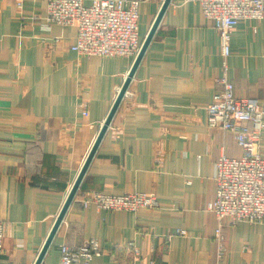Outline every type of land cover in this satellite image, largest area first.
Masks as SVG:
<instances>
[{
    "label": "crops",
    "instance_id": "1",
    "mask_svg": "<svg viewBox=\"0 0 264 264\" xmlns=\"http://www.w3.org/2000/svg\"><path fill=\"white\" fill-rule=\"evenodd\" d=\"M17 1L0 0V264L36 261L133 63L78 54L70 49L75 27L47 26V0ZM163 1H142L141 36ZM230 48L226 74L235 94L264 104V17L240 19ZM222 62L219 34L199 3L170 0L44 263L56 262L63 244L95 238L102 253L92 264H215L214 162L242 153L231 131L206 123ZM258 147L264 157V132ZM131 190L154 195L157 206H81L91 191ZM223 222V264H264V224Z\"/></svg>",
    "mask_w": 264,
    "mask_h": 264
},
{
    "label": "built area",
    "instance_id": "2",
    "mask_svg": "<svg viewBox=\"0 0 264 264\" xmlns=\"http://www.w3.org/2000/svg\"><path fill=\"white\" fill-rule=\"evenodd\" d=\"M197 1L202 14L211 20L219 34L223 57V75L215 80L221 87L213 93V101L207 106L206 122L209 127L231 131L236 144L242 149L240 157L223 154L214 162L215 197L208 207L217 220L213 236L215 264H223L227 251L224 219L227 218L231 224L240 221L264 224V157L258 147L264 132V106L257 98H237L234 83L226 74V58L231 52L230 41L238 20H261L264 17V0ZM140 3L142 0H47L46 13L53 12L55 20L46 16L45 19L48 27L57 24L76 28L70 49L80 55L131 57L133 61L142 43L138 31ZM21 5L19 0L18 6ZM102 6L105 10H101ZM61 16L73 19L68 22ZM85 21L94 24V27L91 30L90 26L84 27ZM100 22L105 26L116 25L118 29L98 30ZM79 106L82 114L88 115L87 103H80ZM91 205L97 211L137 212L141 208H154L157 202L153 195L137 190L122 195L91 191L83 197L81 206L86 208ZM176 232L183 233L182 229ZM4 233L5 222L0 218V253L4 250ZM133 243L130 241L126 245L137 256L140 251ZM101 253L99 242L91 238L76 247L61 245L56 262L41 264H92L93 257Z\"/></svg>",
    "mask_w": 264,
    "mask_h": 264
},
{
    "label": "water",
    "instance_id": "3",
    "mask_svg": "<svg viewBox=\"0 0 264 264\" xmlns=\"http://www.w3.org/2000/svg\"><path fill=\"white\" fill-rule=\"evenodd\" d=\"M169 2H170V0H164L163 1L150 30L146 33L144 40H143V43H142V46H141L140 50L138 51L136 57L133 60V63H132V66L128 72V75H127L126 79L124 80V82H123V84H122V86H121V88L117 94V97H116V99H115V101H114V103L110 109L108 116L106 117V119H105V121L101 127L100 132L98 133L93 145L91 146V148H90V150H89V152L85 158V161H84V163H83V165H82V167H81V169H80V171H79V173H78V175H77V177H76V179H75V181H74V183H73V185H72V187L68 193V196H67L62 208L60 209V211L56 217L54 225H53V227L49 233V236L47 237V239H46L36 261L34 262V264H41V262L43 261V257H44V255H45V253H46V251H47V249H48V247L52 241V238H53L62 218L64 217L67 209L69 208L73 198L76 195L78 187H79L81 180L84 176V173H85L90 161L92 160L94 153H95L102 137L104 136V134H105V132H106L113 116H114L115 111L117 110L122 98L124 97V95L126 93V90L129 87V84H130V82L134 76V73H135V71H136V69H137V67H138V65H139V63H140V61L144 55V52H145L148 44L150 43L152 37L155 34V31H156V29H157V27L161 21V18L163 16Z\"/></svg>",
    "mask_w": 264,
    "mask_h": 264
},
{
    "label": "rangeland",
    "instance_id": "4",
    "mask_svg": "<svg viewBox=\"0 0 264 264\" xmlns=\"http://www.w3.org/2000/svg\"><path fill=\"white\" fill-rule=\"evenodd\" d=\"M19 1V0H18ZM18 1H17V6H18ZM143 1V0H142ZM189 1V0H188ZM195 1H197V0H195ZM198 2V1H197ZM199 3V2H198ZM140 5H141V3H140ZM200 5V4H199ZM19 7V6H18ZM200 9H201V7H200ZM101 10H105V7L104 6H102L101 7ZM159 11V10H158ZM158 13V12H157ZM157 13H156V15H157ZM60 14V13H59ZM156 15H155V17L153 18V20H152V22H151V24H150V26H149V28H148V31L150 30V28H151V26H152V24H153V22H154V20H155V18H156ZM45 16L47 17V18H49V19H54L55 20V16H54V14H53V12H51V14H49V12L48 13H46L45 14ZM62 18H64L63 16H61ZM139 17H140V7H139ZM205 17V16H204ZM206 18V17H205ZM45 19V18H44ZM64 19H66L68 22H71L72 21V19L73 18H70V17H65ZM208 19V18H207ZM250 19H252V18H250ZM46 20V19H45ZM62 20V19H61ZM61 20H59V21H61ZM210 20V19H209ZM252 20H254V19H252ZM211 21V20H210ZM239 21V20H238ZM238 23V22H237ZM213 25V24H212ZM83 26L84 27H89L90 26V30L94 27V24H92V23H89V22H84L83 23ZM236 26H237V24H236ZM236 26H235V28H236ZM214 27V26H213ZM215 28V27H214ZM235 28H234V30H235ZM76 29V28H75ZM118 29V27L116 26V25H110V26H105L104 25V23L103 22H100V25H99V28H98V30H117ZM234 30H233V32H234ZM138 31H139V19H138ZM147 31V32H148ZM140 33V32H139ZM146 35V34H145ZM145 35L144 36H142V38H141V40H142V43H143V40H144V37H145ZM142 43H141V45H140V48H141V46H142ZM219 45H220V37H219ZM71 46V45H70ZM140 50V49H139ZM86 52H88L87 51V49L85 50ZM220 52H221V47H220ZM89 56H93V55H89ZM221 56H222V54H221ZM229 56V55H228ZM136 57V56H135ZM126 58H131V57H126ZM222 64H223V62H222ZM128 75V74H127ZM127 77V76H126ZM218 78V77H217ZM217 78H215L214 80H216ZM126 79V78H125ZM214 83H216L217 84V88L215 89V91L216 90H218L220 87H221V85L219 84V83H217L216 81H214ZM122 86V85H121ZM121 88V87H120ZM234 89H235V87H234ZM120 90V89H119ZM128 90V89H127ZM127 90H126V92H127ZM214 91V92H215ZM119 92V91H118ZM213 92V93H214ZM234 92H235V90H234ZM126 94V93H125ZM125 96V95H124ZM235 96L237 97V98H244V99H247V98H255V97H252V96H247V97H240V96H237L236 94H235ZM212 101H213V94H212V99H211V101H210V103H212ZM209 103V104H210ZM261 103V102H260ZM208 104V105H209ZM207 105V106H208ZM262 105L264 106V104L262 103ZM207 106H206V109H207ZM109 114V113H108ZM85 116V115H84ZM87 116V115H86ZM108 116V115H107ZM206 119H207V110H206ZM207 121V120H206ZM207 123V122H206ZM208 125V124H207ZM108 129V128H107ZM100 130H101V128H100ZM100 130H99V132H100ZM98 132V133H99ZM98 135V134H97ZM97 137V136H96ZM96 139V138H95ZM95 141V140H94ZM94 143V142H93ZM93 143H92V145H93ZM89 152V151H88ZM88 154V153H87ZM242 154V153H241ZM221 155H223V154H221ZM221 155H219L216 159H215V161L221 156ZM87 156V155H86ZM241 156V155H240ZM86 158V157H85ZM84 161H85V159H84ZM84 163V162H83ZM132 192H134V191H136V190H131ZM131 191H127L128 193H130ZM140 192H143V191H140ZM126 193V192H125ZM105 194H108V193H105ZM122 194H124V193H122ZM122 194H111V195H122ZM152 195V194H151ZM154 196V195H153ZM155 197V196H154ZM74 199V198H73ZM82 199L83 198H81V200H80V202L82 201ZM156 199V198H155ZM73 201V200H72ZM156 202H157V200H156ZM72 203V202H71ZM141 209H145V208H141ZM112 211H115V210H112ZM126 211V210H125ZM3 220V219H2ZM5 227H6V223H5ZM182 231H183V233H181V234H185V231L182 229ZM175 234H180V233H177V232H175ZM169 237H171V235H169L168 236V238ZM4 240H5V233H4V235H3V238H2V242H3V245H4ZM130 241H133L134 243V245H135V247L136 248H138V250L140 251V249H139V247L136 245V242L134 241V240H128L126 243H128V242H130ZM126 243H125V247H127V245H126ZM130 250V249H129ZM132 252V251H131ZM132 254L133 255H135L134 254V252H132ZM60 256V255H59ZM141 256V251H140V254L139 255H137V256H134V257H140ZM43 262V261H42ZM41 262V263H42ZM149 263L150 264H154L155 262H154V260L153 259H150V261H149Z\"/></svg>",
    "mask_w": 264,
    "mask_h": 264
}]
</instances>
